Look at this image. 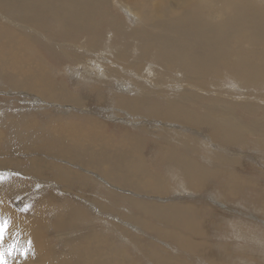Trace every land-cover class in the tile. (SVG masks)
<instances>
[{
    "label": "bare ground",
    "instance_id": "bare-ground-1",
    "mask_svg": "<svg viewBox=\"0 0 264 264\" xmlns=\"http://www.w3.org/2000/svg\"><path fill=\"white\" fill-rule=\"evenodd\" d=\"M109 3L155 31L131 32L140 50L134 72L127 69L133 81L116 78L127 57L124 45L116 48L115 37L124 36L125 26L107 19V44L91 36ZM84 34L87 40L76 42ZM245 42L249 51L240 45ZM60 54L76 62L74 68L82 67L71 72L77 76L76 92L51 74L45 57ZM142 62V79L152 90L139 85ZM155 76L173 79L171 95L154 91ZM210 77L213 86L232 79L228 84L234 90L262 84L264 0H0V86L34 105L63 103L65 110L71 105L84 113L43 121L28 114L0 125V149L6 129L16 145L0 150V223L8 224L0 242L5 264H264L263 227L259 234L238 231L234 239L218 226L220 215L234 219L229 202L257 185L225 169L239 162L227 157L226 148L245 145L247 134L259 137L264 147V124L238 120L232 111L241 104L215 105L202 115L190 110V103L215 93L206 88ZM80 86L95 100L97 88L114 87L113 104L129 113L146 112L151 129L138 123L136 132L125 126L111 132L106 115L81 107ZM190 134L205 153L190 145L196 143ZM149 144L155 153L148 158ZM152 163L178 177L180 188L168 192ZM222 175L216 195L196 196ZM12 195L18 200L28 195L29 208L22 213L12 206ZM260 196L261 215L254 216V225H264V190Z\"/></svg>",
    "mask_w": 264,
    "mask_h": 264
},
{
    "label": "rangeland",
    "instance_id": "rangeland-1",
    "mask_svg": "<svg viewBox=\"0 0 264 264\" xmlns=\"http://www.w3.org/2000/svg\"><path fill=\"white\" fill-rule=\"evenodd\" d=\"M115 7H117V8H115ZM103 11H104L105 17L97 20L99 25L97 26V29L94 31V33L91 34V36H94L97 39H99V42L103 41L102 43L107 44V42L109 41L108 37H107V35L109 33L108 29H110V27H108V25H107V19L113 18L117 22H119L120 25L125 26L124 28H122V29H125L123 31L124 32V36L122 37L123 39L119 38V37H115L116 48L119 49V47H121V45L122 46L124 45L123 47L124 48L126 47L125 48V57H127V58H125V62L122 65L124 67V70L119 71L116 78H118L120 81H124V82L131 81L132 79L134 80V76H132L131 75L132 73L130 71H128L127 69H129L131 71L134 69L133 66L135 63V59L137 58L138 54L140 53V50H138V39L136 37H134L131 34V32L133 31V29H139L138 30L139 33H143V34L146 33V35H151V34H154L155 31L150 26H148V22H144V21L140 22L139 21L137 23L136 21H134L131 18V16H129L126 13L125 10L120 9L116 4L109 3L105 6H103ZM88 36L89 35H86V34L81 35L79 41L76 40V42L82 43V42L87 40ZM140 40H141V37L139 36V47L141 45ZM121 41L123 43H121ZM240 45L246 51H249L251 49V46L249 45V43L245 42V43H241ZM71 51H73V53L75 52L74 54L71 53L72 56L74 55L73 56L74 58L80 59V57H78L76 54L77 53L76 50L71 49ZM152 51H154V48ZM79 52H82V49L79 50ZM103 53L99 52V55L105 57ZM78 55H80V54H78ZM46 56L47 57H45V58H46L47 62L50 63V66H51V74L53 76H56L59 79V81H60V79L66 81L69 90L75 91L76 90L75 84L77 81V76L71 72L72 71L76 72V70H79V69L82 70V67L79 65L77 68H74V67H76V66H74L76 62H74V61L71 62L63 54H60L58 56H50V55H46ZM111 59H112V57H111ZM151 59L152 58L149 56L147 61H149ZM139 66H140L139 72H141L139 74L141 76L138 78L139 79V85H144L146 87V89L152 90V86H149L150 83H146V81L144 79H142V76H144V74L146 72L145 63L142 62L141 65H139ZM131 67L133 69H131ZM157 71H158V67H156L155 74L157 73ZM132 72H134V71H132ZM223 75H225V72L223 73ZM145 77H147L146 79L150 82L151 78H149V76H145ZM231 80L232 79H230V81L228 82L227 78L225 77V79L222 82H219L216 86H213L212 85V78L211 77L208 78L206 88L209 87L207 89H211L210 91L215 92V93H213L214 95L211 94L209 96H204L203 98L200 97L201 99H197L195 102L190 103L189 109L192 110L197 115H202L206 108H214V107H216L215 105H217V108H218V106H225V104H230V103L231 104H238V105L241 104L242 106H233L234 110L232 111L236 115V117L239 118L238 120H240L241 122H243L245 124H250L254 121H256L257 123H260V124L261 123L264 124V121H263V119H264V102H263L264 101V81L262 82V84L260 86L252 87V88H249V89L244 90V91L240 90V88H236V90L238 89L236 91V90H234L235 87H232L231 85L228 84L231 82ZM152 81L157 86L154 91H156V90H157L156 92L160 91L164 95H165V93L167 95H171L172 89H175V88H171V85L173 82L172 78L166 77L165 80H161L160 77L155 76V78ZM159 85H160V89L158 87ZM190 88H188V89H190ZM6 90L7 89H3L0 86V125L1 126L4 123L5 118L22 117V116H25L28 114L34 115V117H36V119L41 120V121H43L44 119H47L46 117L52 116V115L63 114V117H67V116H69V114L71 112H73L79 116L84 115V113L82 111L74 110L71 105L69 107H67V110H65L63 108V105L65 106V108L67 105H65L63 103H55V102L49 103L48 102L46 104H42L43 106L42 105L38 106V104L34 105L32 103V100L28 99V97L23 96L22 94L17 93V92L12 91V90L11 91H6ZM79 90L82 92V93H80V101L82 103L81 107L83 109L91 110V112L95 111V109H96L102 115H106V118L104 117L103 121L104 120L107 121V125H108L107 128L111 132L120 131L122 129L121 126L122 127L125 126L131 132H136L135 129H136V126L138 125V123H139L140 128L142 126H144V124H146L144 127H146L149 130L151 129V125H148L147 120H152V119H150L146 116V112L141 111V113H140L138 111L137 113H129V112L125 111L124 109L117 107L115 104H113V98H114L113 91H115L114 87L108 86L107 88H101V87L97 88V90L100 91L98 100H95V98H93L94 96L91 97V96H88L87 94H85V92L83 93V91L86 90L84 86H80ZM124 91H125L124 89H119L117 92L119 94H121V93H124ZM232 92H233L232 98L231 99L226 98V96L228 97V95H230L229 93H232ZM235 93L240 95V97H237ZM102 94H103V96H101ZM165 97H166V95H165ZM242 98H245L248 101V103H245V99L242 100ZM213 99H215L216 101L214 102ZM234 99L237 101H235ZM55 104H56V106H55ZM58 104H60V105H58ZM163 104L164 103H162V102L160 103V105H163ZM244 104H248V105L252 106L253 111L249 112V110L243 109ZM120 117H122V118L119 119ZM122 119H124V121ZM11 134H12L11 131H9L7 129L5 130V135H6L5 139L6 140L2 142L3 144H1V149H0L2 153H5L6 151L7 152L11 151V149L16 148V145L11 144V142H9V140L11 139ZM190 136H193L196 139V143L190 142V145H193L194 147L198 148V142H197L199 140L198 137L196 135L194 136L193 134H190ZM244 140H245V145H236V146L231 147V148H226L229 151V154L227 155V157L239 160V162L236 163L237 165H234V166H231V165L225 166V169L227 171H232V172L236 173L237 175H241V176H244L247 178L255 179L257 185L254 189L246 188L243 192L240 193V195H238V197L236 199L229 202L230 208L227 211H230L231 214H233L232 217L234 219H229V217H228L229 214H227L226 217H225V214L220 215V217H219L221 222L219 223L218 226L220 228H222L223 230L227 231L228 234L231 235L233 238H234L233 234H236L239 236L240 233L238 231H241V230L243 231V233H246V234L251 233L252 231H255L256 234H259V233H261L260 231H262V227L264 228V225H261L259 223L255 224V225L252 224V221L257 219V218H254V216L261 215L259 213L260 209L258 207V200L261 197L260 196L261 191L264 190V147L258 145L260 138L257 136H253L252 134H247L246 138ZM198 149L201 152H204L201 150V148H198ZM154 153H155V151L153 149V146L151 144H149L146 148V151H145L146 157H148V158L152 157L151 155H154ZM198 160L201 163L207 165V161L201 159V157H199ZM151 166H155V165L152 163ZM153 170L159 171L160 174L162 176H164V179L166 180V183L168 185V188H167L168 192L176 191L180 188V182L178 183V181L180 179L178 177L176 179V177L173 176V174L170 173V171H168L166 168H164V167L156 168V166H155L153 168ZM224 180H225V176L222 175L221 177L216 179V182H214V183L209 182V185H208L209 190L207 192L204 191L201 193H197L196 196L197 197L199 196V198H201V197L202 198H204V197L208 198L210 196L216 195V193L218 192V188L221 187V184L224 182ZM173 195H174V197H176L177 192ZM173 195H172V197H173ZM27 196H24V197L27 198ZM10 198L8 200L10 201L11 205L14 206L15 208H17L22 213L24 211H26V209L29 208L28 203H31V199L28 200V199L24 198L22 200H18L17 196L15 197L13 195ZM28 198H30V197H28ZM23 200H25V201L28 200L26 202L27 204H24ZM243 220L245 222H242ZM239 222H241V223H239ZM231 227H232V229H231ZM263 231H262V233H263ZM216 240H218V239L217 238L213 239V241H216ZM226 240L230 241L233 239H231V238L227 239V237H226ZM257 261H259V259H257Z\"/></svg>",
    "mask_w": 264,
    "mask_h": 264
},
{
    "label": "snow or ice",
    "instance_id": "snow-or-ice-1",
    "mask_svg": "<svg viewBox=\"0 0 264 264\" xmlns=\"http://www.w3.org/2000/svg\"><path fill=\"white\" fill-rule=\"evenodd\" d=\"M0 182H2V178H0ZM8 231V224L5 223H0V242L3 241L6 233ZM22 255L25 256V258L27 257V252L21 253ZM0 264H5L4 262V257L2 254H0Z\"/></svg>",
    "mask_w": 264,
    "mask_h": 264
}]
</instances>
